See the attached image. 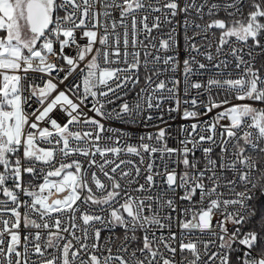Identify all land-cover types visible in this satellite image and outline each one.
Segmentation results:
<instances>
[{"label":"snow or ice","instance_id":"6c2138e0","mask_svg":"<svg viewBox=\"0 0 264 264\" xmlns=\"http://www.w3.org/2000/svg\"><path fill=\"white\" fill-rule=\"evenodd\" d=\"M0 264H264V0H0Z\"/></svg>","mask_w":264,"mask_h":264}]
</instances>
